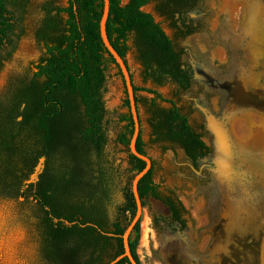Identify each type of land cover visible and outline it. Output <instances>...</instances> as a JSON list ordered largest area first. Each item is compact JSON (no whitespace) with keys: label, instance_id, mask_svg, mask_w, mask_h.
Masks as SVG:
<instances>
[{"label":"trees","instance_id":"1","mask_svg":"<svg viewBox=\"0 0 264 264\" xmlns=\"http://www.w3.org/2000/svg\"><path fill=\"white\" fill-rule=\"evenodd\" d=\"M201 1L129 0L123 3L110 0L109 39L127 64L130 41L133 42L145 81L151 79L160 85L174 82L181 90H188L191 75L182 67V51L176 49L162 24L144 7L154 3L157 13L171 19L179 34L185 36L194 29L183 32L176 13L194 11ZM30 3L31 0H0V49L14 44L19 22ZM40 9L35 37L44 54L33 62L38 69L36 80L31 85L23 86L20 82L13 86L6 100L0 102V181L20 187L40 157H46L51 177H42L39 182L36 197L41 198L37 207L30 210L35 216H28L26 221L27 238L33 251L28 256V264H110L124 253L123 234L136 214V200L133 190H127L125 208H119L120 213L111 219L116 177L115 167L106 152L104 88L106 71L116 60L100 32L104 0H68L66 6L57 0H44ZM119 73L122 75L120 69ZM131 75L139 112L143 104L153 141L179 145L193 160L206 155L209 150L206 143L178 101L157 89L136 85L132 72ZM140 91L154 97L138 98ZM157 99L168 106H160ZM23 103L25 106L21 108ZM124 105L128 108V113L122 116L126 124L117 140L129 149V159L137 174L146 162L130 151L134 120L128 95ZM18 115L23 119L18 120ZM137 150L147 155L142 126ZM155 166L156 160H152L151 169L139 181L143 206L144 199L152 197L167 206L179 220L185 206L178 200L181 207L176 209L171 197L174 191L170 187L163 189L154 179ZM56 171L69 174L72 197L61 198L53 188L59 183L53 175ZM24 206L27 210L28 205ZM125 211L131 214L128 224L122 217ZM182 223L185 225L184 219ZM140 224L141 221L129 240L138 264H141L137 253ZM114 264L131 262L123 257Z\"/></svg>","mask_w":264,"mask_h":264},{"label":"rangeland","instance_id":"2","mask_svg":"<svg viewBox=\"0 0 264 264\" xmlns=\"http://www.w3.org/2000/svg\"><path fill=\"white\" fill-rule=\"evenodd\" d=\"M42 1L31 0L23 20L19 22L14 44H6L0 49L5 58L3 65H0V99L27 74L31 62L44 53L35 37ZM57 1L63 6L68 2ZM128 1L122 0L123 3ZM251 1L203 0L192 15L196 21H200L198 29L184 38L175 36L169 22L157 13L153 3L144 7V10L154 14L176 41L178 49L182 51L183 64L207 76L213 83L195 81L179 101L183 111L189 115L191 125L195 131L203 134L204 141L211 149V153L199 162V172L186 165L187 157L179 145L153 141L148 114L145 107L140 105L145 150L156 160L154 179L163 185V189L170 187L186 209L183 212L185 227L178 229L177 225L173 227L165 222L163 217L167 216L168 211L160 201L152 197L144 199L141 238L137 246L141 264H237L222 254L223 242L219 233L225 225L227 200L235 201L238 194H242L241 199L247 207L245 210L252 216L247 214L250 220L244 219L243 228L256 230L255 252L259 257L258 264H264V165L259 166L264 161V23H256L251 34L246 33L245 13ZM261 9L259 19L264 13V7ZM15 13L19 16V13ZM130 45L127 60L135 84L154 87L151 81L143 82L141 64L136 59L132 41ZM106 75L104 101L107 114L104 125L108 137L106 152L115 167V197L110 208V217L114 220L120 213L119 208H125L126 192L132 189L136 172L129 159V149L117 140L126 124L122 116L128 113L124 105L127 96L124 80L115 64H109ZM238 86V94L234 95L232 89ZM174 88L172 83H166L158 90L166 97H173ZM139 94L146 95L144 92ZM241 95L246 97L243 103L238 100ZM209 117L221 122L228 133L235 171L232 176L237 179L236 186L226 181L229 184L227 188L219 180L212 159L213 134L208 133L205 127ZM246 147L250 149L249 152ZM223 186L229 193L223 195ZM19 208L20 205L12 200L0 199V264L26 262L33 253L24 226L28 213L21 215ZM213 213L216 214L215 220ZM247 215L242 214L243 217ZM130 216V212L125 211L122 216L125 224H128Z\"/></svg>","mask_w":264,"mask_h":264},{"label":"flooded vegetation","instance_id":"3","mask_svg":"<svg viewBox=\"0 0 264 264\" xmlns=\"http://www.w3.org/2000/svg\"><path fill=\"white\" fill-rule=\"evenodd\" d=\"M203 1V0H202ZM201 1V2H202ZM254 1H257V0H252L251 1V3L253 4V2ZM262 2H264V0H262ZM154 4V3H153ZM252 4H250V6L248 7V10H247V14L245 13V16H246V18H245V22H247V24L248 23H250V17H251V5ZM262 7H264V5L262 6ZM196 10V9H195ZM194 10V11H195ZM194 11H191V12H188L187 14H180V13H176V18L178 19V24L180 25V27H181V30L183 31V32H186L189 28H193L194 29V31L196 30V29H198V26H199V23H200V21H196V19L194 18V17H192V15H193V12ZM262 11V9L260 10V12ZM162 16V15H161ZM264 15H262V17L259 19V21H257V22H255L254 24H253V26L252 27H254L255 25H256V23H264V17H263ZM165 19H166V21H168L169 22V25L171 26V28L174 30V32H175V36L177 37V38H184V37H186V36H188V35H190V34H192V33H190V34H187V35H185V36H182V35H180L179 34V29H177L176 27H174L173 25H172V20L171 19H169V18H167L166 16H163ZM248 20H249V22H248ZM164 28V27H163ZM164 30H165V28H164ZM261 30L259 29V32H260ZM165 32H166V30H165ZM262 32V31H261ZM167 33V32H166ZM168 34V33H167ZM169 35V34H168ZM170 36V35H169ZM259 36V35H258ZM171 37V36H170ZM172 39H173V37H171ZM174 40V39H173ZM174 42H175V45H176V41L174 40ZM176 49L177 50H179L178 49V47H177V45H176ZM44 54V53H43ZM43 56V55H42ZM42 56H40V58L42 57ZM39 58V59H40ZM4 55L2 54V53H0V65H3V61H4ZM38 59V60H39ZM37 61V60H36ZM35 61V62H36ZM181 61H182V56H181ZM34 62V61H33ZM33 62H31V64H30V67H29V69L27 70V74L25 75V76H23L22 78H20L17 82H15L14 84H13V86H15V85H17V84H19L20 82H21V84H23V86H25V85H31L35 80H36V72L38 71V69L36 68V67H34L33 66ZM116 65V64H115ZM129 66V65H128ZM117 67V66H116ZM182 67L183 68H187L188 70H189V73H190V77H191V79H190V87H189V89L188 90H181V88L176 84V83H174V82H168V83H172L174 86H175V88H174V90H173V97H171V98H173L174 100H177L178 101V104H179V101H180V96L181 95H183L185 92H187V91H189L191 88H192V86H193V84H194V82L195 81H199V82H204V83H206V84H212L213 83V81H211L207 76H205V75H203L202 73H199V72H197L195 69L193 70L192 69V67H190L189 65H185V64H183V62H182ZM118 68V67H117ZM129 69H130V67H129ZM118 70H119V68H118ZM131 71V70H130ZM142 71H143V67H142V65H141V76H142V79H143V82H147V81H151L155 86L154 87H152L153 89H157V91H159L158 90V88L160 87V86H163L164 84H157V83H155V82H153V80H147V81H145V79H144V77H143V75H142ZM132 76V75H131ZM123 77V76H122ZM133 80V79H132ZM134 84V83H133ZM166 84V83H165ZM12 86V87H13ZM146 87H148V86H146ZM149 88H151V87H149ZM11 89H13V88H11ZM11 89L8 91V93H7V95H5V97L4 98H2V99H0V102H4L5 100H6V98H7V96L9 95V92L11 91ZM140 92H144V93H146V95H140L139 93ZM140 92H138V98H140L141 96L143 97V96H149V98H153L154 96H153V94H150V93H148V92H146V91H140ZM160 92V91H159ZM163 94V93H162ZM164 95V94H163ZM165 96V95H164ZM150 103H151V101H149ZM160 106H165L164 104H167L166 106H168V103H166V102H164V101H162V100H160V99H157V101H156ZM143 105V104H142ZM25 105H24V103L22 104V106H21V108H23ZM139 110V109H138ZM139 115H140V112H139ZM189 116V115H188ZM18 120H22L23 119V117H22V115H18ZM141 119V118H140ZM141 122V126H142V120L140 121ZM208 122H206V129H207V131H208V133H210V134H212L211 133V131L208 129V124H207ZM197 132V131H196ZM198 134H200L201 135V138H202V140L204 141V139H203V134L202 133H199V132H197ZM151 138H153V135H152V133H151ZM205 142V141H204ZM166 143H168V142H166ZM206 143V142H205ZM213 144H214V136H213ZM206 145H207V143H206ZM214 146V145H213ZM207 147H208V153L206 154V155H204V156H200V157H198L196 160H193L191 157H189L187 154H186V152H185V149L184 148H182L183 150H184V152H185V155H186V157H187V164L186 165H189L190 167H191V169H193V170H195L196 172H199L200 170H199V168H197L198 166H199V162L201 161V160H203L208 154H210L211 153V149H210V147L207 145ZM214 152H215V146L213 147V155H212V159L214 158ZM148 155V154H147ZM151 157V159L152 160H155L152 156H150ZM46 157L45 156H42V157H40V159H39V161H38V163L35 165V167H34V170H33V172L30 174V176H29V178H27V179H25L22 183H21V185H20V187H18V188H16V186L15 185H12V184H10V183H7V182H4V181H0V199L1 200H12V201H14V203H17V204H19L20 205V213H21V215L23 214V212H26V213H28V216H35L34 215V213L32 212V211H30L31 210V208H36L37 207V205H38V201L40 200V198L41 197H36V195H38L39 194V182L42 180V177H44L45 179H49L50 177H51V174H50V171H48L49 170V168H48V166L46 165ZM212 165H213V163H212ZM46 173H49V174H46ZM55 177H56V179H59V183L56 185V186H54L53 188L54 189H56V191H57V193H58V196L59 197H61V198H69V197H72V187L68 184V179H69V174L68 173H64V172H60V173H58L57 174V171L53 174ZM49 193H50V191H49ZM169 195V194H168ZM172 197V200L174 201V203H175V205H176V209H180V204L178 203L179 201L178 200H180V198L174 193V195H172L171 196ZM156 200V199H155ZM157 201H159V200H157ZM181 201V200H180ZM161 202V201H160ZM162 203V202H161ZM183 203V202H182ZM24 204L25 205H28V207H27V210L25 209V206H24ZM163 204V203H162ZM163 206L165 207V208H167V211H168V214H167V216H165V217H163L164 218V220H165V222H167L168 224H170V226H175V225H177V228L178 229H182V228H184L185 227V225L182 223V219H184L183 218V213L181 214V216H180V219L179 220H176L173 216H172V213H171V211L169 210V208L167 207V206H165L164 204H163ZM24 209V210H23ZM218 211V210H217ZM214 214V213H213ZM215 215L216 214H214V220L216 219V217H215ZM215 224H216V222H215ZM24 226H25V231H26V234L28 233V227H27V223L26 222H24ZM134 231V230H133ZM132 234V233H131ZM217 236V235H216ZM215 240H216V238H215ZM17 264H28L27 263V261L25 262V260H23V261H19Z\"/></svg>","mask_w":264,"mask_h":264},{"label":"water","instance_id":"4","mask_svg":"<svg viewBox=\"0 0 264 264\" xmlns=\"http://www.w3.org/2000/svg\"><path fill=\"white\" fill-rule=\"evenodd\" d=\"M110 13V0H104V10L103 15L100 21V32L103 39V42L105 46L107 47L110 54L115 58L116 60V66L121 70L124 84L126 87V92L128 95V99L130 102V111L133 116L134 120V134L131 138L130 142V151L134 155H136L138 158L144 160L146 162V166L135 175L133 182H132V190L133 194L136 200V214L127 226L124 234H123V240H124V253L118 256L115 260L110 262V264L116 263L118 260H120L123 257H128L131 264H138L136 259L134 258L129 240L130 235L133 232L135 226L137 223L141 220L142 213H143V201L139 194V181L143 176H145L149 170L152 167V159L149 155L143 154L137 150V140L140 135L141 131V122H140V115L139 110L136 102V96H135V90H134V84L131 76V71L129 69L128 64L126 63L125 59L119 54V52L115 49V47L112 45L108 33H107V21ZM240 99H238L241 103H243L246 100L245 96H239ZM208 129L212 132L214 136V146H215V152H214V162L216 164V172L218 171V168L225 169V167L229 165H233V153L231 149V144L228 138V133L225 130L224 126L221 122L217 121L215 118L209 117L208 118ZM223 164H225L223 168ZM227 164V166H226ZM231 171V169H230ZM219 177V172H217ZM233 174V172H232ZM220 178V177H219ZM232 177H226V175H222L221 181L225 180L228 183L231 182ZM236 178V177H235Z\"/></svg>","mask_w":264,"mask_h":264},{"label":"bare ground","instance_id":"5","mask_svg":"<svg viewBox=\"0 0 264 264\" xmlns=\"http://www.w3.org/2000/svg\"><path fill=\"white\" fill-rule=\"evenodd\" d=\"M263 5H264V3L262 2V0L254 1L253 4L251 5V17L249 19L250 23L247 24V31L248 32H246L249 35L252 32V26H253L254 20L259 19L260 10H261ZM263 15H264V13H263ZM249 20H248V22H249ZM238 89H239V86L236 87L235 89H232V91H234V95L238 94V92H237ZM259 120H261V119H259ZM247 147H249V146H247ZM247 147L245 149L249 152L250 149H248ZM247 151H245V152H247ZM243 153H244V151H243ZM258 153H259V151H258ZM259 157H260V153H259ZM263 165H264V161H261L259 166L263 167ZM224 166H225V164H223V168H224ZM226 166H227V164H226ZM239 167L240 166L238 165V168ZM230 169L232 170V172L235 173L234 168L231 165L225 167V169H223V170H222V168H218V171H217V172H219L220 182H222V184L224 183L227 188H229V186H228L229 184L226 183L225 180L221 181L222 175H226V177H228V174H229V177L230 176L232 177L230 179L231 180L230 183H232L233 186H236L235 183H237V179L235 178V176H232L233 174H232V172H230ZM262 170H263V168H262ZM238 172H239V170L237 171V173ZM239 184H241V183H239ZM225 186L221 187L223 195H225L228 192V190ZM243 189H245V188H243ZM241 198H242V194H240V195L238 194L236 196L235 201H233V200L231 201L230 199L227 200L226 210L224 211V213H225L224 224L225 225H224V228L222 229V232L219 233L220 239L223 242V243H221L222 244L221 245V252L224 256L228 257L229 259H231V261H233L237 264H258L259 257H257V255H256L255 245H254V239H257L258 234L257 233L255 234L256 230H251V228H249V229L243 228L242 223H243V221H245L244 219L246 218V220L247 219L250 220V217H252V216H250V214L247 213V211L245 210L247 207L244 204V202L242 201L243 199H241ZM254 210H256V209H254ZM242 214L243 215L248 214L250 217L248 215H247V217L246 216L243 217ZM253 220H254V218H253ZM248 233H249V236H248ZM232 235H236V237H234ZM218 239H219V236H218ZM218 242H220V241H218ZM259 243H261V240L259 241ZM229 259H227V261H229Z\"/></svg>","mask_w":264,"mask_h":264}]
</instances>
